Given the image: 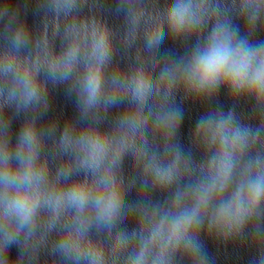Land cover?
<instances>
[{
	"label": "clouds",
	"instance_id": "9594fccd",
	"mask_svg": "<svg viewBox=\"0 0 264 264\" xmlns=\"http://www.w3.org/2000/svg\"><path fill=\"white\" fill-rule=\"evenodd\" d=\"M36 2L0 0V264H214L202 236L264 264V0Z\"/></svg>",
	"mask_w": 264,
	"mask_h": 264
}]
</instances>
